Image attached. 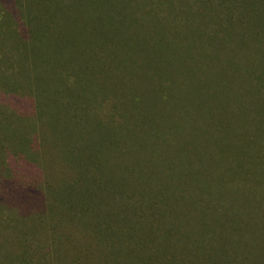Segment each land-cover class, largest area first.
I'll list each match as a JSON object with an SVG mask.
<instances>
[{
  "label": "rangeland",
  "instance_id": "rangeland-1",
  "mask_svg": "<svg viewBox=\"0 0 264 264\" xmlns=\"http://www.w3.org/2000/svg\"><path fill=\"white\" fill-rule=\"evenodd\" d=\"M198 119V0H0V264H198Z\"/></svg>",
  "mask_w": 264,
  "mask_h": 264
},
{
  "label": "trees",
  "instance_id": "trees-1",
  "mask_svg": "<svg viewBox=\"0 0 264 264\" xmlns=\"http://www.w3.org/2000/svg\"><path fill=\"white\" fill-rule=\"evenodd\" d=\"M263 64L264 0H198V175L208 185L219 180L211 176L210 162L228 164L229 176L236 179L240 172L234 167L244 171L249 165L251 175L246 189L224 179L216 190L205 186L216 207L200 206L201 220L217 219L198 228V264H264V166L258 169L264 158ZM251 103L254 115L241 130L244 123L238 121ZM245 154L258 162L235 166ZM91 204L100 205L98 198ZM207 240L222 242L212 249Z\"/></svg>",
  "mask_w": 264,
  "mask_h": 264
}]
</instances>
